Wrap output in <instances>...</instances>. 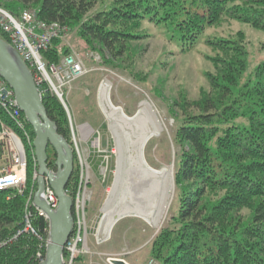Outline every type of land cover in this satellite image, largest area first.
I'll return each instance as SVG.
<instances>
[{
	"label": "trees",
	"instance_id": "trees-1",
	"mask_svg": "<svg viewBox=\"0 0 264 264\" xmlns=\"http://www.w3.org/2000/svg\"><path fill=\"white\" fill-rule=\"evenodd\" d=\"M0 7L14 17L33 10L41 21L66 26L79 49L98 53L112 69L138 57L131 43L150 37L145 26L177 56L206 48L200 56L211 67L202 74L207 90H200L197 101L181 96L172 105L180 112L172 115L177 150L172 215L147 246L148 259L156 264H264V62L247 73L241 32L233 39H203L207 29L233 22L264 34V0H0ZM0 38L8 43L1 32ZM65 51L54 41L42 60L58 64ZM41 98L57 133L71 146L62 105L49 93ZM239 120L244 123L235 125ZM46 152L47 168L55 172V154L50 147ZM73 159L66 186L72 199L79 185L75 153ZM36 170L34 151L29 152L23 193L0 191V264H34V239L8 240L21 228L28 196L36 191ZM33 214L32 226L45 236L48 223Z\"/></svg>",
	"mask_w": 264,
	"mask_h": 264
},
{
	"label": "rangeland",
	"instance_id": "rangeland-1",
	"mask_svg": "<svg viewBox=\"0 0 264 264\" xmlns=\"http://www.w3.org/2000/svg\"><path fill=\"white\" fill-rule=\"evenodd\" d=\"M143 28L150 37L138 43H131V46L139 51L138 57L124 59L121 64L122 70L103 65L96 52L79 49L76 45L77 40L74 32L68 28V35L64 41H58L66 50L65 56L75 55L87 70L82 78L73 82L65 90L64 100L69 117L64 111L71 132V147L74 150L76 143L80 157L89 166V179L86 188L91 192V200L87 206V221L91 235L101 220V228L104 229L109 220L116 219L114 215H111L103 222V209L114 180L117 155L113 130L104 116L99 100V90L102 85H108L109 102L128 117H133L137 113L141 102L146 101L150 104L154 115L163 122L164 130L158 138H153L147 143L144 160L148 166L155 170L171 171L172 176L174 155L177 152L172 143L175 133L172 115L179 116L180 114L175 108H172V105L181 96L186 97L188 102L197 101L200 90H207L202 74L210 70L211 67L200 56L202 53L208 52L206 48L200 46L188 55L177 56L172 47L153 35V29L148 26ZM238 32L245 35L247 42V73H249L257 64L264 62L263 33L253 30L246 24L233 22L219 28L207 29L203 39H233ZM243 123L242 120H239L235 122V125ZM129 180V192L135 199L137 194L143 190V185L134 176L129 177ZM110 205L113 207V211L123 208L118 196L113 198ZM171 215L169 209L157 229L151 228L139 218H120L118 223L116 222L117 224L115 223L110 229L109 239L106 243L100 245L93 243L95 247L88 243V247L92 253V248L98 250V248L107 245L111 236L112 242L121 246L137 239L138 242L135 246L146 247L157 232L167 225ZM132 253L134 251H124L120 255L128 256ZM93 256L94 254H91L89 258L91 259ZM102 257L104 264H107L108 257L103 255ZM115 259L123 260L122 256ZM125 259L131 262L133 258L126 257ZM88 264L93 263L90 260ZM153 264L156 263L153 262Z\"/></svg>",
	"mask_w": 264,
	"mask_h": 264
},
{
	"label": "built area",
	"instance_id": "built-area-1",
	"mask_svg": "<svg viewBox=\"0 0 264 264\" xmlns=\"http://www.w3.org/2000/svg\"><path fill=\"white\" fill-rule=\"evenodd\" d=\"M0 32L26 64L41 97L45 93L54 95L69 117L64 100L65 90L82 78L87 70L75 55L69 54L63 57L58 64L47 65L42 60V53L48 51L54 41H64L68 35L67 28L58 22L39 20L36 12L32 10L23 11L18 17H14L0 7ZM32 144L29 125L17 106L11 88L0 77V191L13 189L19 195L23 193L26 183L27 154L34 151ZM74 147L75 149L72 150L77 159L79 185L73 199L70 197L73 204L71 212L73 230L64 246L66 256L64 264H75L81 257L91 255L88 247L89 237H92L95 245L104 244L109 239V233L101 228L102 220L92 235L89 231L87 206L91 200V192L86 188L89 166L80 157L76 143ZM36 178L37 174L34 172L33 180L36 181ZM33 195L34 193L30 192L26 201L21 228L8 242L15 241L20 236L34 239L36 242L34 264H40L45 256L48 232L44 236L35 231L32 226L33 213L40 215L46 222L47 220L34 207ZM42 198L52 210L57 207V200L46 180ZM108 258L106 263L112 264L113 258ZM121 261L128 264L124 260Z\"/></svg>",
	"mask_w": 264,
	"mask_h": 264
},
{
	"label": "water",
	"instance_id": "water-1",
	"mask_svg": "<svg viewBox=\"0 0 264 264\" xmlns=\"http://www.w3.org/2000/svg\"><path fill=\"white\" fill-rule=\"evenodd\" d=\"M0 77L11 88L14 99L32 129L33 149L37 165L36 191L32 203L48 223V244L44 260L40 264H64V246L73 230L72 200L66 194V186L74 171L73 151L48 118L42 98L26 64L17 52L0 38ZM55 154V168H47V149ZM45 180L57 200L52 210L42 198ZM112 264H124L112 259Z\"/></svg>",
	"mask_w": 264,
	"mask_h": 264
},
{
	"label": "bare ground",
	"instance_id": "bare-ground-1",
	"mask_svg": "<svg viewBox=\"0 0 264 264\" xmlns=\"http://www.w3.org/2000/svg\"><path fill=\"white\" fill-rule=\"evenodd\" d=\"M107 91L108 85H102L99 100L116 141L117 167L103 209V222L111 215L116 219L108 221L104 232L108 234L115 221L126 217L139 218L151 228L157 229L171 204L173 176L171 171L155 170L148 166L144 160V150L150 140L161 135L164 124L154 115L146 101L140 103L139 110L133 117L126 116L109 102ZM132 176L143 185V190L135 199L128 186L129 177ZM117 196L123 208L113 211L110 203Z\"/></svg>",
	"mask_w": 264,
	"mask_h": 264
},
{
	"label": "crops",
	"instance_id": "crops-1",
	"mask_svg": "<svg viewBox=\"0 0 264 264\" xmlns=\"http://www.w3.org/2000/svg\"><path fill=\"white\" fill-rule=\"evenodd\" d=\"M133 240L130 243H127L126 245L121 246L118 243H113L112 242L113 238L111 236V239L107 245H104L101 248H98V250H96V248H92L91 254H94V256L91 259L89 258V256H83L75 264H88L90 260L93 264H104L102 255L106 257H118V258L122 256V259H124L125 262L129 264H148L150 260L148 259L147 246L143 248L140 245L135 246V244L138 241L137 239H133ZM88 243H90L93 247H95L93 245L91 237L88 238ZM131 246H134V247H131ZM124 251H131V252L134 251V253H132L131 255L129 254L128 256L120 255ZM126 257H132L133 259L131 262H129L125 259Z\"/></svg>",
	"mask_w": 264,
	"mask_h": 264
}]
</instances>
